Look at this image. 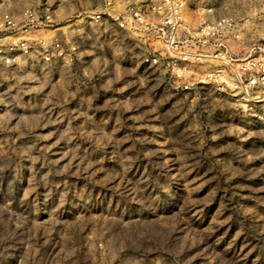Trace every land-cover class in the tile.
I'll return each mask as SVG.
<instances>
[{
	"label": "rangeland",
	"instance_id": "1",
	"mask_svg": "<svg viewBox=\"0 0 264 264\" xmlns=\"http://www.w3.org/2000/svg\"><path fill=\"white\" fill-rule=\"evenodd\" d=\"M98 2L56 0L70 65L0 64V264H264V103L173 90L130 36L77 26ZM218 17L236 57L264 43V0L185 22Z\"/></svg>",
	"mask_w": 264,
	"mask_h": 264
},
{
	"label": "built area",
	"instance_id": "2",
	"mask_svg": "<svg viewBox=\"0 0 264 264\" xmlns=\"http://www.w3.org/2000/svg\"><path fill=\"white\" fill-rule=\"evenodd\" d=\"M191 0H99L73 17L77 26L115 28L144 49L142 63L154 67L175 91L204 86L245 106L264 103V43L236 57L228 45L235 30L231 17L185 22ZM211 10L198 8L202 16ZM56 0H24L19 9L0 0V64L16 69L28 62L70 65L78 45L68 32Z\"/></svg>",
	"mask_w": 264,
	"mask_h": 264
}]
</instances>
